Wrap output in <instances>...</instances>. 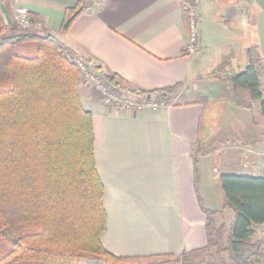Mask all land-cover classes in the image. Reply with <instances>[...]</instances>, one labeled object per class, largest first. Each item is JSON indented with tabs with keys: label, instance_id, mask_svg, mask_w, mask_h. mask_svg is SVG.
Masks as SVG:
<instances>
[{
	"label": "crops",
	"instance_id": "crops-1",
	"mask_svg": "<svg viewBox=\"0 0 264 264\" xmlns=\"http://www.w3.org/2000/svg\"><path fill=\"white\" fill-rule=\"evenodd\" d=\"M75 2L0 0V16L10 25L15 10L24 7L34 23L28 30L54 36L103 73L148 93L140 98L164 100L165 106L156 110L132 111L104 104L85 84L78 86L81 105L92 115L94 157L103 185V247L133 264L162 256L175 258L172 264H192L185 254L206 246L207 222L229 229L233 220L232 211L223 207L220 175L264 177V116L253 103L247 110L251 117L243 119L245 98L224 79L225 70L241 72L246 50L256 47L263 59L264 97V36L251 18L264 1L202 0L199 45L192 54H185L182 0L92 2L62 31L65 11ZM204 22L218 34L206 36ZM210 47L219 48V54L206 60ZM173 86L176 90L167 96L150 93ZM218 103L225 106L217 115L222 121L207 114ZM253 230L264 241V223ZM260 258L264 264V245ZM205 260L230 264L226 254Z\"/></svg>",
	"mask_w": 264,
	"mask_h": 264
},
{
	"label": "trees",
	"instance_id": "trees-1",
	"mask_svg": "<svg viewBox=\"0 0 264 264\" xmlns=\"http://www.w3.org/2000/svg\"><path fill=\"white\" fill-rule=\"evenodd\" d=\"M91 5L76 0L65 11L61 30ZM245 55L243 70H225L224 79L245 98L243 109L258 103L264 116L263 59L256 47ZM77 56L54 36L22 29L15 21L6 25L0 16V264H133L101 243L103 185L94 157L92 115L78 95ZM105 77L138 97L148 94L115 75ZM176 88L150 93L167 96ZM219 180L232 223L227 229L209 220L206 246L185 259L193 263L214 253L226 254L230 264H263L264 241L256 239L253 226L264 223V177L223 174ZM174 261L162 256L134 264Z\"/></svg>",
	"mask_w": 264,
	"mask_h": 264
},
{
	"label": "built area",
	"instance_id": "built-area-1",
	"mask_svg": "<svg viewBox=\"0 0 264 264\" xmlns=\"http://www.w3.org/2000/svg\"><path fill=\"white\" fill-rule=\"evenodd\" d=\"M94 2H105L108 0H93ZM202 0H182L187 18L188 40L185 45V54H192L198 48V7ZM252 1V0H247ZM15 22L22 29H28L33 23L28 11L24 8L15 10ZM36 27L39 23L36 22ZM75 63L79 70L81 83L88 86L94 96L109 106L121 109L140 111L145 109L156 110L165 106L161 100H148L140 98L129 92L126 98L120 95V91L115 90L107 81L105 74L96 70L85 58L77 56Z\"/></svg>",
	"mask_w": 264,
	"mask_h": 264
},
{
	"label": "rangeland",
	"instance_id": "rangeland-1",
	"mask_svg": "<svg viewBox=\"0 0 264 264\" xmlns=\"http://www.w3.org/2000/svg\"><path fill=\"white\" fill-rule=\"evenodd\" d=\"M89 2H94L93 0H88ZM256 1V0H254ZM261 2H263L264 0H260ZM203 4V3H201ZM255 12L252 14L251 18L253 20V24L252 26H255L256 29H258V32L261 34V36H264V7L261 5V4H257L256 7H255ZM255 14V15H254ZM202 15H203V11H202ZM15 20V19H14ZM208 24L207 22H204L203 23V28H204V33L205 35L207 36V33L210 34V31H211V37L214 36L215 33L218 34V31H217V28H215L214 26L213 27H210V29L208 30ZM198 28H199V23H198ZM200 29V28H199ZM215 30V31H214ZM258 42V41H257ZM255 42V43H257ZM264 43V42H263ZM199 45V44H198ZM219 48L217 47H210L209 50H206L205 55H204V58L207 60V59H211V58H214L216 57L218 54H219ZM238 73V72H236ZM235 73V74H236ZM112 86V85H111ZM88 87V86H87ZM113 87V86H112ZM115 90L117 91H120V95L122 97H127L126 94H127V91L124 90V89H121V88H116V87H113ZM149 100H160L159 98H155V99H152L150 98ZM225 107L222 103H218V104H214L212 107L209 108L207 114L209 113V116L210 118L214 119V116L216 115L217 119H220V121H222L221 119V114H220V118L219 116H217L219 114V109ZM223 111V110H222ZM222 111L220 113H222ZM252 113L245 110L242 112V118L243 119H247V117H251ZM215 120V119H214ZM216 121V120H215ZM207 128V127H206ZM211 128V127H210ZM214 254V253H213ZM205 258H203L202 260H199V261H196V262H193L192 264H205Z\"/></svg>",
	"mask_w": 264,
	"mask_h": 264
}]
</instances>
